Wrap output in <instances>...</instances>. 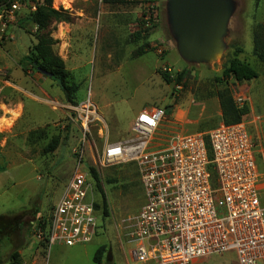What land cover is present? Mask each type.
Segmentation results:
<instances>
[{
    "label": "rangeland",
    "instance_id": "374dc122",
    "mask_svg": "<svg viewBox=\"0 0 264 264\" xmlns=\"http://www.w3.org/2000/svg\"><path fill=\"white\" fill-rule=\"evenodd\" d=\"M121 1L53 2V9L68 12L72 18L70 24H52L56 41L53 50L65 63L69 83L79 86L77 104L91 98L98 107L109 127V141L129 139L134 117L144 107L166 110L163 132L207 135L223 123L218 93L234 88V78H227L225 70L231 61L238 60L259 75L244 84L250 108L245 121L264 150V65L254 56L253 45L255 26L264 25V0H232L236 8L225 37L226 49L210 64H188L181 58L169 28L167 0ZM149 9L156 10L157 22L146 31L144 17ZM22 21L14 25L21 29L18 36L14 39L9 35L12 39L3 43L17 41L18 50L8 54L0 50V69L7 71L14 83L15 72L21 70L37 86L46 81L49 84H44L45 89L46 85L52 88L47 89L49 98L42 97L40 90H33L37 94L31 99L14 90L5 92L6 107L0 120V264H98L94 257L100 248L105 249L100 264H135L129 256L131 246L123 236L121 221L138 214L145 198L138 169L131 164L98 172L109 216L98 217L101 228L91 242L44 250L33 233L26 235L33 222L49 216L60 202L75 171L73 150L80 133L71 120L70 107L74 105L65 98L58 99L63 92L54 80L38 73L28 62L42 32ZM141 50L144 54L139 55ZM14 67L17 69H11ZM165 72L172 83L163 79ZM52 103L60 106L54 109ZM57 137L58 149L46 154L45 148ZM90 140L93 146L104 147L95 129L91 130ZM260 163L264 171V159ZM95 198L99 199L96 194ZM19 225H23L21 231ZM14 253L19 255L17 259H12ZM197 264L239 262L234 252H228Z\"/></svg>",
    "mask_w": 264,
    "mask_h": 264
},
{
    "label": "built area",
    "instance_id": "2783aa9c",
    "mask_svg": "<svg viewBox=\"0 0 264 264\" xmlns=\"http://www.w3.org/2000/svg\"><path fill=\"white\" fill-rule=\"evenodd\" d=\"M43 3L1 5L0 49L12 39L7 31L20 15L36 12ZM149 11L146 28L157 22L156 10ZM11 85L8 72L0 69V120ZM232 95L237 108L248 106L245 85H234ZM70 108L80 133L73 150L75 171L51 214L32 223L38 242L48 249L91 242L100 230L91 170L135 164L145 204L121 221L135 264H197L228 252L239 264H264V173L257 163L264 150L249 123H220L207 135L169 134L161 130L166 110L147 107L133 121L129 139L110 142L108 124L91 98ZM92 129L104 147L93 146ZM41 222L45 227L37 226Z\"/></svg>",
    "mask_w": 264,
    "mask_h": 264
},
{
    "label": "trees",
    "instance_id": "16d2710c",
    "mask_svg": "<svg viewBox=\"0 0 264 264\" xmlns=\"http://www.w3.org/2000/svg\"><path fill=\"white\" fill-rule=\"evenodd\" d=\"M9 0H0V11L1 5L6 3ZM107 4H120L121 0H104ZM148 3L153 0H146ZM54 0H44L42 6H40L36 12L34 13H22L20 15V20H26L27 22L34 25V27H38L39 31L42 33L39 35L37 39V43L35 44L32 52L27 57V60L30 64H32L35 70L43 74L51 73L53 76L49 77L54 80L58 87L63 92L66 102L72 104L74 106H78L75 101V96L79 91V86L75 84L69 83L70 74L66 70L64 61L54 52L53 47L56 44L55 39L52 36V24L53 23H67L70 24L72 21L71 15L65 11H58L53 9ZM144 26L146 27V22L144 21ZM155 28V27H154ZM146 31H150L151 28H146ZM253 45H254V56L257 60L264 65V25L258 24L255 26L253 31ZM144 54V51H139V55ZM46 76V75H45ZM163 79L166 83H172V78L168 72L163 73ZM225 76L227 78H234V85H244L247 82H251L258 78V73L247 63L233 60L230 62L229 66L225 70ZM182 76L179 78L181 80ZM218 98L220 102V107L222 111L223 123L226 125H235L239 124L246 120V117L250 113L249 106H246L242 109L237 108L235 102L233 100L232 90L225 89L218 93ZM208 147L210 148L208 137L206 136ZM60 145V139L54 138L52 142L45 148V153H53L58 149ZM263 157L260 155L257 156V163L260 172L263 171L261 168V160ZM134 165L135 164H131ZM136 167V166H135ZM92 179L95 194L99 197L96 199L95 209L98 214V217H102L106 219L109 216V208L107 202V196L104 191L102 181L99 177V173L92 169ZM264 172V171H263ZM113 182V180H109ZM115 182V180H114ZM99 219V218H98ZM3 220V217H0V221ZM39 219H37V223ZM19 231L23 229V225H19ZM37 226L45 227L43 223H38ZM34 225H31L29 230H27L26 235L28 236L30 233H33ZM101 228V226H100ZM32 229V230H31ZM42 248L44 250L48 249L46 242H40ZM104 248H100L94 257V262L100 264L102 258L104 256ZM19 255L14 253L12 259H17Z\"/></svg>",
    "mask_w": 264,
    "mask_h": 264
},
{
    "label": "water",
    "instance_id": "95a60500",
    "mask_svg": "<svg viewBox=\"0 0 264 264\" xmlns=\"http://www.w3.org/2000/svg\"><path fill=\"white\" fill-rule=\"evenodd\" d=\"M235 8L232 0H167L169 28L186 63L210 64L224 53Z\"/></svg>",
    "mask_w": 264,
    "mask_h": 264
},
{
    "label": "crops",
    "instance_id": "0c3cea01",
    "mask_svg": "<svg viewBox=\"0 0 264 264\" xmlns=\"http://www.w3.org/2000/svg\"><path fill=\"white\" fill-rule=\"evenodd\" d=\"M22 22L23 21L20 20V22L18 24H21ZM20 30L21 29H18V27H16V26H11L8 29L7 33H8V35L12 36L15 39L16 36H18V33L20 32ZM0 50H5L6 52L5 51L4 52L6 54H8L10 50L11 51H17L18 50V42L17 41L16 42L13 41V42H9V43L7 42L6 44H4L2 46V48ZM11 69H14L15 70V69H17V67H14V68H11ZM15 74H16L15 83L12 82V85L10 87H8L7 89L14 90L15 92H18V93H23L26 97H28L30 99L32 97L35 98V95L34 94H37V93L32 92L33 90H37V91L40 90L42 92V94H41L42 97H45V96L48 97V98L51 97L50 91L47 90V89L48 88H52V85H46V86H48V88L45 89L44 84L47 83L46 81H42L43 82V83H41L42 85L37 86V83L35 81L34 82H31L29 80L30 77H27V76L22 75L23 73H22L21 70H20V73H16L15 72ZM38 81H40V80L38 79ZM47 84H49V83H47ZM52 92H53V95H54V88H53V91ZM59 95H60V97L58 96V99L61 100V98H63V99L65 98V96H64L63 93H61ZM146 108L147 107H144L143 109H146ZM134 118H136V117H134ZM56 246H59V245H56Z\"/></svg>",
    "mask_w": 264,
    "mask_h": 264
},
{
    "label": "bare ground",
    "instance_id": "6f19581e",
    "mask_svg": "<svg viewBox=\"0 0 264 264\" xmlns=\"http://www.w3.org/2000/svg\"><path fill=\"white\" fill-rule=\"evenodd\" d=\"M63 5H68V8L70 6V4L69 3L67 4V2H65V1L63 2Z\"/></svg>",
    "mask_w": 264,
    "mask_h": 264
},
{
    "label": "flooded vegetation",
    "instance_id": "af4514ba",
    "mask_svg": "<svg viewBox=\"0 0 264 264\" xmlns=\"http://www.w3.org/2000/svg\"><path fill=\"white\" fill-rule=\"evenodd\" d=\"M199 263V262H198Z\"/></svg>",
    "mask_w": 264,
    "mask_h": 264
}]
</instances>
